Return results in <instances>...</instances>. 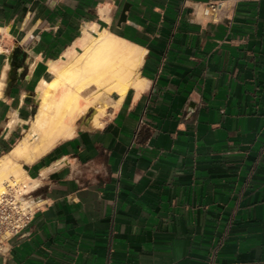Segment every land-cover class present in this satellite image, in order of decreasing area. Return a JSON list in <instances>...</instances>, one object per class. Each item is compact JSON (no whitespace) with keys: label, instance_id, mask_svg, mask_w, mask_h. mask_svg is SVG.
<instances>
[{"label":"crops","instance_id":"obj_1","mask_svg":"<svg viewBox=\"0 0 264 264\" xmlns=\"http://www.w3.org/2000/svg\"><path fill=\"white\" fill-rule=\"evenodd\" d=\"M91 23L145 50L143 88L23 164L36 209L0 264H264V0H0L1 48L18 49L0 155Z\"/></svg>","mask_w":264,"mask_h":264},{"label":"bare ground","instance_id":"obj_2","mask_svg":"<svg viewBox=\"0 0 264 264\" xmlns=\"http://www.w3.org/2000/svg\"><path fill=\"white\" fill-rule=\"evenodd\" d=\"M91 24L81 32L75 47L65 49L61 58L47 62L51 79H42L35 87L36 108L31 120L26 121L27 128L11 149L0 155V195L4 184L12 180H24L30 190L37 189V180L28 176L23 164H32L45 156L59 142L75 136L81 126L100 128L108 108H116L130 90L135 94L142 90L144 80L139 70L145 50ZM0 54L5 56L0 72L1 98L6 72L13 60L12 52H4L1 45ZM90 110L93 113L86 116ZM84 117L79 126L78 121ZM16 124L21 121L12 114L7 126L11 130Z\"/></svg>","mask_w":264,"mask_h":264},{"label":"built area","instance_id":"obj_3","mask_svg":"<svg viewBox=\"0 0 264 264\" xmlns=\"http://www.w3.org/2000/svg\"><path fill=\"white\" fill-rule=\"evenodd\" d=\"M219 12V2H209L200 11L203 17L216 19ZM33 191L28 184L13 180L4 184L0 195V256L7 255L11 240L32 220L36 209Z\"/></svg>","mask_w":264,"mask_h":264},{"label":"rangeland","instance_id":"obj_4","mask_svg":"<svg viewBox=\"0 0 264 264\" xmlns=\"http://www.w3.org/2000/svg\"><path fill=\"white\" fill-rule=\"evenodd\" d=\"M50 79H51V76L48 75L46 80L49 81ZM35 108H36V107L34 106L33 113L35 112ZM92 113H93V110H90L86 116H90ZM84 119H85V117L82 118V121L80 120V121L78 122V124H80L81 122H83ZM18 183H25V184H27V182H26V181L24 182V180H20V181H18Z\"/></svg>","mask_w":264,"mask_h":264},{"label":"water","instance_id":"obj_5","mask_svg":"<svg viewBox=\"0 0 264 264\" xmlns=\"http://www.w3.org/2000/svg\"><path fill=\"white\" fill-rule=\"evenodd\" d=\"M126 10H127V6L124 8V10H123V12H122V16H121V18H120V22H124V21H125V18H124V12H125ZM17 50H18L17 48H14V49H13V51H12V56H13L15 53L18 52ZM2 58H3V56L0 55V61L2 60Z\"/></svg>","mask_w":264,"mask_h":264},{"label":"trees","instance_id":"obj_6","mask_svg":"<svg viewBox=\"0 0 264 264\" xmlns=\"http://www.w3.org/2000/svg\"><path fill=\"white\" fill-rule=\"evenodd\" d=\"M9 150H10V149H9ZM9 150H7V152H8Z\"/></svg>","mask_w":264,"mask_h":264}]
</instances>
